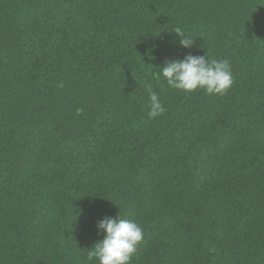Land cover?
I'll return each instance as SVG.
<instances>
[{"label":"trees","instance_id":"16d2710c","mask_svg":"<svg viewBox=\"0 0 264 264\" xmlns=\"http://www.w3.org/2000/svg\"><path fill=\"white\" fill-rule=\"evenodd\" d=\"M188 54L227 94L156 78ZM119 212L132 264H264V0H0V264H90Z\"/></svg>","mask_w":264,"mask_h":264},{"label":"clouds","instance_id":"9594fccd","mask_svg":"<svg viewBox=\"0 0 264 264\" xmlns=\"http://www.w3.org/2000/svg\"><path fill=\"white\" fill-rule=\"evenodd\" d=\"M180 37V47L192 49L196 40L186 36L180 29L175 30ZM156 78L163 77L167 85L184 93L203 91L209 96L225 95L232 88L234 78L227 59L209 58V56L186 55L181 59H169L159 67ZM62 86V85H61ZM148 117L162 116L166 109L158 94L148 87ZM104 238L88 251V261L98 264H132L139 246L144 240V230L135 220L106 217L97 224Z\"/></svg>","mask_w":264,"mask_h":264}]
</instances>
